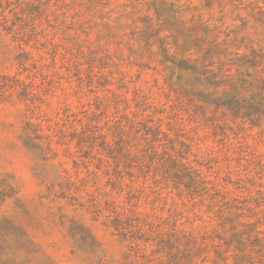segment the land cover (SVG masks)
I'll list each match as a JSON object with an SVG mask.
<instances>
[{
  "label": "trees",
  "instance_id": "trees-1",
  "mask_svg": "<svg viewBox=\"0 0 264 264\" xmlns=\"http://www.w3.org/2000/svg\"><path fill=\"white\" fill-rule=\"evenodd\" d=\"M84 1L87 7L82 0H0V31L21 49L18 73L1 77L0 102L31 100L22 76L33 57L54 68L73 47L84 54L82 29L101 44L133 26L134 40L149 45L160 67L168 102H191L215 133L233 120L264 131V0H128L116 9H104L111 0ZM102 70L93 62L92 80H107ZM140 105L131 116L93 107L53 129L71 163L56 199L126 243L117 264H264L263 187L248 189L252 202L240 201L203 171L204 157L165 111ZM179 199L197 209L195 218Z\"/></svg>",
  "mask_w": 264,
  "mask_h": 264
},
{
  "label": "rangeland",
  "instance_id": "rangeland-1",
  "mask_svg": "<svg viewBox=\"0 0 264 264\" xmlns=\"http://www.w3.org/2000/svg\"><path fill=\"white\" fill-rule=\"evenodd\" d=\"M125 4L128 0H111L104 9ZM80 5L87 7L88 2ZM102 28L107 26L100 24ZM132 29L127 26L113 38L105 36L101 44L95 34L82 29L78 44L86 49L84 54L73 47L54 68L48 60L33 57L36 61L27 62L22 76L30 88L25 98L31 100L15 95L11 102H0V264H117L123 259L122 239L86 212L56 199L59 186L71 175V163L56 146L52 131L93 107L108 115L131 116L147 100L194 143L205 159L203 171L219 187L239 193L244 203L253 201L247 198L248 189L259 193L255 185L264 193V131L233 120L228 126L216 125L215 133L191 102H168L160 67L146 50L149 45L134 40ZM20 53L11 37L0 31V83L1 77L18 73ZM93 62L104 69L107 80L99 75L92 80ZM128 99L132 109L126 107ZM172 200L166 198L168 204ZM176 202L190 220L197 216L190 202Z\"/></svg>",
  "mask_w": 264,
  "mask_h": 264
}]
</instances>
